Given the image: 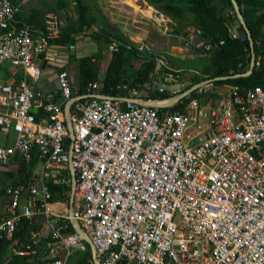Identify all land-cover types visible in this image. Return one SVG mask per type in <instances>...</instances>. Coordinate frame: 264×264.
<instances>
[{
    "label": "built area",
    "instance_id": "built-area-1",
    "mask_svg": "<svg viewBox=\"0 0 264 264\" xmlns=\"http://www.w3.org/2000/svg\"><path fill=\"white\" fill-rule=\"evenodd\" d=\"M20 8V0H0V136L7 143L0 166L21 159L28 178L5 188L0 241L13 237L20 219L40 214L49 237L41 264H66L88 244L89 264H264V88L217 89L208 79L167 90L165 100L144 99L145 89L113 98L102 94L101 81L79 94L61 69L60 101H53L32 85L60 18L47 14L45 30L35 33L14 27ZM149 18L165 35L164 17L153 11ZM200 33L182 41L204 55L212 47ZM115 51L109 45L106 53ZM169 54H154L155 74ZM195 90L199 99L190 98ZM51 187H59L60 203L51 201ZM67 199L70 215L53 211ZM70 219L78 231L68 230ZM40 236L33 232L16 255H38Z\"/></svg>",
    "mask_w": 264,
    "mask_h": 264
},
{
    "label": "trees",
    "instance_id": "trees-1",
    "mask_svg": "<svg viewBox=\"0 0 264 264\" xmlns=\"http://www.w3.org/2000/svg\"><path fill=\"white\" fill-rule=\"evenodd\" d=\"M34 1V0H31ZM38 7L30 15L28 25L18 23L20 12L15 17L14 27L28 26L35 33L45 30V16L49 13L57 15L68 13V5L72 3L74 12L65 18V23L60 27V35L49 41L59 45L68 44L71 39L81 33L91 30L96 26V17L90 13V8L84 5L82 0H36ZM146 5L163 17L171 21V31L174 36L184 37L188 29L199 30V39L203 44L211 45L212 49L199 59H185L174 55H165L167 66L161 68L155 74L154 54L148 50H139L131 42L113 36L108 30L100 29L94 33L97 42L102 41L104 49L108 45L115 44L117 51L110 54L109 64L105 71L102 94L113 98H123L124 90L128 93L131 89L141 90L146 88L144 99L165 100L172 95L169 91L159 92L153 88V82L171 85L180 84L184 90L201 83L212 80L215 88L222 86H236L239 90L259 86L264 88V0H235L241 18L246 25L252 49L254 62L251 71L246 76L232 77L231 72L237 73L239 68L250 64L247 60L251 57L249 48L242 44L241 37L232 38V27L238 22L232 0H143ZM33 26V27H32ZM37 31H35V30ZM35 27V28H34ZM222 42V44H219ZM102 53L100 51L94 57L82 58L79 61V82L77 90L79 94L85 93L86 87L93 81H100V69L97 64ZM94 58V59H93ZM195 68L198 73H194ZM186 72L192 76L186 78ZM20 75L18 74V77ZM143 98V97H142ZM190 98H198L195 91L190 93ZM51 99L53 101H56ZM20 175L26 172L25 164L18 161ZM59 187H51L52 195H56ZM30 225L25 219L17 224V230L13 237L29 236ZM69 231H72L71 227ZM7 239L1 242H9ZM25 257L14 258L9 264H25Z\"/></svg>",
    "mask_w": 264,
    "mask_h": 264
},
{
    "label": "crops",
    "instance_id": "crops-1",
    "mask_svg": "<svg viewBox=\"0 0 264 264\" xmlns=\"http://www.w3.org/2000/svg\"><path fill=\"white\" fill-rule=\"evenodd\" d=\"M20 1H21V15L18 17L17 22L28 25L30 15L33 13L34 9L38 7V2L36 0L34 1L20 0ZM118 4L123 8H127L130 12L137 14L135 16L139 15L137 13L138 10H140L139 12L146 11V9L153 10L151 7L146 5V3L143 0H91V7H92L91 13L96 17V26H92L91 30L87 32L74 36L68 44L59 45L55 43H50L45 53L42 56H40L39 59L37 60L39 68L41 67L43 62H46V61H47L46 64L48 65L49 64L50 65L64 64V60L62 59L66 58V56L71 52V54H73V57L71 59L68 58V62L65 64V66L62 69L67 72L72 86L74 88H77L78 82H79V61L80 59L86 58V57H94L100 51V53H102L103 56H101V58L98 59L97 64L99 66L100 73L105 74V71L109 64L110 54L106 53V49H104V44H102L103 43L102 41L97 42L94 39V33L99 32L101 28L108 30L115 37H120L124 41L131 42L132 44L137 45V47H139L140 49V47L142 46H139L138 42L135 41L134 38L130 37L128 38L129 40H126L124 38L126 37L124 31L126 30L127 24L125 21L123 22L121 19H119V17H122V15L114 10V9H119ZM120 9L123 10L122 8ZM131 18L134 19L132 15H131ZM165 20H166L167 27L171 28V21L168 18H165ZM64 21L65 19H62L60 16L61 26L64 25L65 23ZM192 30L193 29H188L186 35L184 33V37L191 36ZM174 37L180 38V39L184 38L181 35L174 36ZM189 48L195 51V49L192 46H189ZM140 50H143V47ZM160 51H164V52L170 51V52H173V54L178 57H183L184 52L186 54L188 52V49L183 43H181L180 45H177V44L173 45L172 42H169L168 48L160 50ZM194 56L196 57V55ZM7 68H8L7 64L3 66L4 70H6ZM18 74L21 76L20 72ZM40 78H41L40 79L41 81H37V83L39 84L45 83L44 81H42L43 80L42 76H40ZM51 78L52 76L47 77V79H51ZM37 83H35V85H32L33 90H37V87H36ZM52 87L53 85L49 83L46 85L45 88L49 90ZM46 96L50 99L56 98L55 100L57 102L60 101V98L58 97V91L48 93L46 94ZM1 137L2 136H0V145L1 146L7 145L6 139L1 138ZM13 138H14V134L12 138L8 136L9 141H12ZM18 161L23 162L21 159H16L14 162H10L6 166H0V219L7 214L6 208L9 203V199L4 193L5 188L8 185L25 184L28 178L26 173H24V175L19 174L18 169L20 167L19 165L20 163ZM26 167L27 165L25 164V169ZM61 197L62 196L60 195V193L57 192L56 195H54L51 198V201L53 203H60V199H62ZM24 204L25 202H24V197H23L19 204V208H18L19 211L22 205ZM65 205L66 203L64 204V206ZM70 209H71V205H70V200L68 199H67V205L65 207L63 206L60 207V205L58 204L53 205L54 212H58L60 210L61 213L68 214V212L71 211ZM20 220L17 222V224L20 222ZM27 221L29 222V225L31 228L29 229L31 230L29 236H23V237L16 236V237L7 239L6 241H9L7 243L5 242L0 243V264H9L11 260L16 258L17 256L16 251L19 249H22L23 246L28 244L31 234L36 231L40 232L41 234L40 239L37 242L38 248H36L39 254L34 257H29V256H18V257H25L26 258L25 264H41L40 263L41 255L43 252L46 251V246L49 241V237L48 235H46L47 227L45 224V218L44 216L40 214H35L32 216L31 220H27ZM68 224H69V228L71 227L72 231L75 230L70 220L68 221ZM16 230H17V225H16ZM91 257H92V250H91L90 245L88 244L87 248L84 251L73 252L69 256L66 264H89L88 262L91 260Z\"/></svg>",
    "mask_w": 264,
    "mask_h": 264
},
{
    "label": "rangeland",
    "instance_id": "rangeland-1",
    "mask_svg": "<svg viewBox=\"0 0 264 264\" xmlns=\"http://www.w3.org/2000/svg\"><path fill=\"white\" fill-rule=\"evenodd\" d=\"M82 1H83L84 5L87 6L88 8H90V10H91V8H92L91 7V0H82ZM118 8L119 9H114V10L122 15V17H119V19H121L123 22L125 21L127 24L126 30L124 31L126 37H124V38L126 40H129L128 38H130V37L134 38V40L138 42V45L143 47V50H148L151 53H156V52H159L160 50L167 49L169 46V42H172L173 45H176V44L180 45L181 43H183L182 39L174 37L172 31L170 30L171 28L166 27V31H163V33L165 35L161 34L159 32L156 24L153 23V21L149 18L151 14L148 17L142 16L139 12L140 10H138L137 13L139 15L135 16L137 14L130 12L127 8L121 7L119 4H118ZM120 8H122L123 10H121ZM67 11H68V13H67L68 15L73 14L74 7H73L72 3H70L68 5ZM147 11H148V9H146V11H141V12L147 13ZM150 12L152 13L153 10H150ZM90 13H91V11H90ZM67 14L61 13V18L65 19ZM131 15L134 17V19L131 18ZM123 16H125V17H123ZM111 45H115V44H111ZM135 46H136V48L139 49V47H137V45H135ZM142 47H140V49ZM186 48L188 49V52L186 54L184 52L183 57H181V58H185L187 60H189V59H192V60L195 59L196 60V58L199 59V54L196 51H194L193 49H191L187 46H186ZM106 50H107V48H106ZM194 55H196V57ZM196 70H199V69L195 68L194 71H192V72L198 73ZM184 76L186 78H189L192 76V73L186 72ZM235 76H239V74H235ZM9 137L12 138L13 134L10 133ZM1 138H4V136H2ZM62 206L64 207L63 204H62ZM37 248H38V245H37Z\"/></svg>",
    "mask_w": 264,
    "mask_h": 264
},
{
    "label": "water",
    "instance_id": "water-1",
    "mask_svg": "<svg viewBox=\"0 0 264 264\" xmlns=\"http://www.w3.org/2000/svg\"><path fill=\"white\" fill-rule=\"evenodd\" d=\"M208 1H211V0H208ZM232 2H233L234 8H235V12H236V15H237V19H238V22L232 27V31L236 34V36H243V35L247 36V38L242 41V44L244 45L245 48H249L250 51H251V57H250L249 60H247L249 62V64H250L249 68H247V67L239 68L237 70V73L247 72V74H248L251 71L252 65H253V62H254V53H253V49H252V42L250 40L246 25L244 24V22H243V20L241 18V15L239 13V10H238V8H237V6L235 4V0H232ZM72 57H73V54H71V52H70L66 56V58L62 59V60H64V64H58V65H50L49 64L48 65V64H46L47 61L43 62V64L40 67V72H41L40 75L43 78L42 81H44L45 83H43V84L37 83V85H36L37 89L41 90L44 94H48V93H52V92L58 91L59 90V84H58V81H57L58 71L65 66V64L68 62V58L71 59ZM231 74H232V77H236L233 72H231ZM51 76H52L51 79H47V77H51ZM104 77H105V74L104 73H100L99 80L102 81L104 79ZM40 79L38 81H41ZM49 83L52 84L53 87L51 89L47 90L45 87ZM201 84L202 83H199V84L195 85L194 87L200 86ZM182 87L183 86H181L180 84L166 85V84H162V83L153 82V88H156V89L176 90V89H180ZM144 89H146V88H144ZM181 98H182V96H177V97L171 98L170 102L168 104H164V106L165 107H169L172 104H174L175 102H177L178 100H180ZM144 102H146V101H144ZM150 103L153 106H156L154 104V101H151ZM68 215H70V211L68 212ZM70 221L73 224V228L76 231H78V226L75 224V222L72 219H70Z\"/></svg>",
    "mask_w": 264,
    "mask_h": 264
},
{
    "label": "bare ground",
    "instance_id": "bare-ground-1",
    "mask_svg": "<svg viewBox=\"0 0 264 264\" xmlns=\"http://www.w3.org/2000/svg\"><path fill=\"white\" fill-rule=\"evenodd\" d=\"M148 8H149V7H148ZM140 14H141L142 16H146V17H148V16L151 14V12H150V9H148L147 13H146V12H145V13L140 12Z\"/></svg>",
    "mask_w": 264,
    "mask_h": 264
},
{
    "label": "clouds",
    "instance_id": "clouds-1",
    "mask_svg": "<svg viewBox=\"0 0 264 264\" xmlns=\"http://www.w3.org/2000/svg\"><path fill=\"white\" fill-rule=\"evenodd\" d=\"M61 70V69H60ZM173 84H175V83H173Z\"/></svg>",
    "mask_w": 264,
    "mask_h": 264
}]
</instances>
